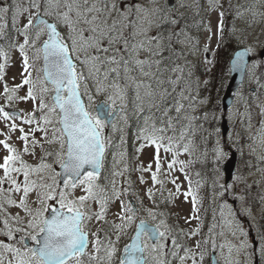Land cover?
I'll return each mask as SVG.
<instances>
[{"label": "snow or ice", "instance_id": "obj_1", "mask_svg": "<svg viewBox=\"0 0 264 264\" xmlns=\"http://www.w3.org/2000/svg\"><path fill=\"white\" fill-rule=\"evenodd\" d=\"M209 3L213 8L218 6L213 0H209ZM180 6L183 7L182 4ZM174 11L176 9L170 6L169 0H165L163 7L158 6V0H138L128 5L124 4L123 0L0 2V35H4L6 25L3 21L11 13L13 28L23 37L18 49L26 73L22 74L21 84L11 88L7 84L4 85V99L8 103L31 100L32 111L27 113L23 123L36 125L27 133L23 127L19 128L21 135L18 139L23 142L22 150L9 144L6 139L0 140V145L8 153L2 157L3 162L0 163L2 170L0 213H7L9 208L18 210L15 215H0L3 222L0 236L13 241L5 243L4 240H0V264H5V253L11 254L7 264H70L73 259L75 264H113L117 252L115 242L106 238L107 243L103 245L102 250L103 241L98 233L103 229L91 232V236L95 237L91 244L96 255H89L86 250L90 243V233L86 229L87 222L94 218L104 220L109 202L122 195L115 188V181H110L111 195L101 196L100 193L104 192V189L98 181L101 177L100 170L103 168L106 147L111 143L110 137L104 136V129L110 126L114 131L118 130L117 118L127 124L129 102L134 113H146L143 116V125L138 129L136 136L137 140L143 141L137 151H141L145 146L155 147L153 157L155 171H152L151 164L147 168L143 166L137 168L141 173L151 172L152 187L147 189L148 199L155 203L156 192L163 196L169 182L174 185L175 192L167 190L168 197L162 202L167 204L177 199L181 194L180 185L177 183L178 178L172 174L178 170L184 173L185 179L189 181L188 191L183 193L184 199L192 197V216L184 217L185 223H189L191 219L199 220L198 198L192 192V182L185 169L196 162L192 159L196 147L194 141L197 129L203 125L194 126L193 122L200 120L201 117L189 114L183 103L185 100L190 101L188 107H193L191 101L195 100V97L185 95V92L190 93V85H186L177 97H173L176 86L183 77L177 75L173 79L172 74L183 73L184 69L179 65L171 66L166 63L172 58L165 56L164 53L174 51L172 45L174 38L177 43H185L192 39L186 35L184 27L179 28V31L175 30L180 20L172 17L171 13ZM219 16L217 31L222 40L224 12H220ZM22 17L26 19V23L16 28ZM208 31L211 32L210 26ZM181 36L185 38L179 39ZM211 39L209 36V42ZM240 43L242 41L237 38V44ZM219 46L220 41L217 42V47ZM193 47L195 48V45ZM28 49H32L34 53L32 62L28 56ZM204 51H209L208 45H205ZM252 52L253 49L250 47L236 51L229 71H243L248 68L245 57ZM142 53L146 54L143 58ZM0 57L5 61L0 63L2 80L9 58L3 47H0ZM41 59L42 67L36 69L37 76L33 79L32 72L28 69L35 66V61ZM255 66L253 62L252 68ZM188 67V76L191 77L193 66ZM252 68H248V71L251 72ZM25 85L28 86L26 94L18 95ZM48 85H51V88ZM52 91L54 95L49 105L45 97ZM83 96L87 97L88 105L95 109L96 115L86 109ZM98 96H103L104 100L96 105L95 97ZM206 102L201 100L199 104L203 105ZM172 112H175V115H172ZM56 115L59 119L54 121L53 117ZM0 118L8 121L14 119L15 115L0 107ZM229 118L231 119V114ZM203 119L208 120V113L203 115ZM49 126L52 129L50 138ZM251 126L249 123L248 127ZM16 129L17 125L11 124L9 136ZM37 132H42L43 137L37 138L35 135ZM169 132L172 135H169ZM216 132L219 134V129ZM29 136L32 137L31 140ZM249 138L253 144L258 142L264 148V120L260 121L256 135ZM124 142L122 135L121 143ZM57 143L59 151L44 148V144ZM231 145V135L223 144L220 139L215 141L212 154L213 163L217 167L214 171H219L220 162L228 158ZM38 147L42 149L41 154L36 151ZM249 147L253 153L256 152V147L252 145ZM161 149L165 153L163 159L160 156ZM238 150L242 152V149ZM168 154H171L170 160ZM182 154H186L189 159L187 161L180 159ZM25 155L36 157V162L29 163L23 158ZM204 155L206 156V153ZM258 159L264 160V156ZM198 160L200 163L204 162L201 158ZM57 163L60 172L54 167ZM113 175H123V172L114 171ZM140 182L145 183L143 175ZM128 183L131 185V181ZM233 187L232 184H220L219 195L226 196ZM78 189L84 194L75 195ZM237 200L242 201L243 197H237ZM49 201H55L59 208H53ZM91 201L100 205L98 212L91 211ZM50 210V216L46 217L45 213ZM144 211L152 221L166 216V213L153 211L152 208H145ZM21 212L30 217L28 228L33 231L26 235L34 241L33 247L26 245L25 235H21L17 241L14 231L24 233L25 229L17 227L13 230L9 223L10 220L21 222ZM136 213L137 210L131 204L121 202L120 212L116 213L121 223L112 225L117 232L116 241L120 240L121 234H126L127 228L136 219ZM245 214L252 219L250 210L241 213ZM213 220H216L215 210ZM224 225L239 243L227 240L217 245L213 240V250L216 248L220 250L216 264H221V261L222 264H240L238 257L241 252L244 253L247 264H251L253 251L252 244L247 238L248 233L236 211L226 201L220 206V226ZM217 226L213 223L209 227L210 235ZM199 231V228L195 230L189 228L185 232L180 228L177 235H172L173 229L169 227L166 219H159L158 223L154 224L141 219L132 242L125 245V255L119 259V264H171V259H178L179 264H185L189 259L192 264H202L203 252L197 260L196 253L191 247L179 243L180 236L193 237ZM218 235L223 236L224 232L221 231ZM169 239L170 248L166 244ZM259 239V252L261 260L264 261V236H260ZM208 243L207 239L197 241L195 248L200 249L202 244ZM181 250L184 255L179 254ZM233 251L236 252L237 258L233 257Z\"/></svg>", "mask_w": 264, "mask_h": 264}, {"label": "rangeland", "instance_id": "obj_2", "mask_svg": "<svg viewBox=\"0 0 264 264\" xmlns=\"http://www.w3.org/2000/svg\"><path fill=\"white\" fill-rule=\"evenodd\" d=\"M2 3H11V0H0ZM138 2V0H123V3L133 4ZM213 3L218 5L213 8L209 0H174V8L176 9L177 14H183L190 10V20L193 19V22L189 23V27L191 28L190 32L186 33L187 36L191 37V41L185 43H177L178 47L182 49V57L186 60L197 62L199 65L208 66L211 63H207L206 61H213L216 57V53L218 50L217 42L221 41L227 47V42L233 43L235 46H247L253 49L252 54L256 57H259L261 49L264 43V0H213ZM165 4V0H158V6L163 7ZM183 5L181 7L180 5ZM201 7V8H199ZM224 12L223 18V39L221 40L220 34L217 31L219 22H220V12ZM11 15V13H10ZM173 17V13H171ZM230 19V20H229ZM6 27L4 29V35H0V47L6 45L3 49L8 53V60L4 69L3 79L0 80V107H4L5 111L8 112V109H19L21 111V115H15L14 119L4 121L0 118V140H7L9 144L12 146L21 149L23 147V142L18 139L21 133L19 131L20 127H23L25 132H29L31 128H34L36 125H27L23 123V120L27 113L32 111L33 102L31 100L28 101H13L12 103H8L4 99V85L7 84L9 88L14 87L15 85L21 84L24 73L23 69V58L20 55L18 44L23 42V37L19 36L18 33L13 28L12 18L5 19L3 21ZM26 23L25 18H20V20L16 24V28H20L23 24ZM211 27V32L208 31V27ZM176 29L179 30V25L176 26ZM175 29V30H176ZM211 36L212 39L209 42L208 37ZM3 37V38H1ZM7 37V39H6ZM46 38V37H44ZM185 37L181 36L179 39L183 40ZM237 38H239L242 43L237 44ZM43 39V38H42ZM5 40V41H4ZM14 42V43H12ZM12 44H16V47H11ZM195 45V48L193 47ZM205 45H208L209 51L205 52ZM31 54L29 57L30 62H32L33 58V50L29 49ZM29 50L28 56H29ZM146 54L142 53L141 58H143ZM256 66L252 68V64L250 68L252 71L248 73V80L245 88L241 90L234 100L232 107L227 111L226 117L228 118V133L227 136H223L221 133V128L219 129V135L217 139L221 140L223 144L229 135H231L232 139V149H242L240 153V158L238 161V170L234 177H238V179H233L229 184H232L234 187L229 190L227 194V198L222 201V197L219 193H214L211 201L219 202L220 206L226 201L228 205H230L237 213L238 218L242 221L245 231L248 233V240L252 244L253 255L251 258V264H264V261L261 260L259 248H260V239L259 237L263 235V232L260 229V226H264V199L261 205L254 207L249 204L247 201V195L245 193V185L246 184H255L258 188L263 191L264 196V160L258 159L260 156H264V148L260 146L257 142L253 144L250 140V136H255L257 130L260 127V121L264 120V114H262V110H264V59H257L254 61ZM0 63H5L4 58L0 57ZM35 66L28 69V71L32 72L33 79L37 76L36 69L42 67V61L37 60L34 62ZM42 75V74H41ZM261 86H260V85ZM27 85L18 92V95H25L27 91ZM252 87H255L256 90L254 92L250 91ZM257 89H259L257 91ZM83 92V89H81ZM53 92V91H52ZM52 92H49L45 100L49 105L52 103ZM251 92V93H250ZM131 95V93H130ZM87 104L88 110L96 115V111L93 107L88 105L87 97L84 96ZM104 100L103 96L95 97V104L99 101ZM193 107H190L191 114L196 115L200 114L199 104L197 102L192 104ZM206 106V104H205ZM131 109V113L128 114V121L125 125L122 120L117 118V129L113 130L110 126L104 129V136L110 137L111 143L107 145V155L105 158V162L103 165V171L101 173V177L98 181L101 188L104 189V192H101V196L111 195L112 184L110 181H115V188L119 190L122 195L118 199H114L109 202L107 206V212L105 214L104 220H96L95 218L92 221L87 222V231H89V246L87 248V253L89 255H96L91 241L95 239V237L91 236V232H95L98 229H103L98 233L99 238L103 241V245L107 243L106 238H110L113 242H115V246L117 249L116 257L114 258L113 264H119V259L121 257V253L123 251V247L129 243L131 237L133 236L134 229L136 223L139 219L143 220H151L148 217L147 213L144 211L145 208H152L153 211L156 212H164L166 213L165 217H158L156 221L153 223H158L159 219H166L169 227L173 229L172 235H177L178 229L182 228L187 232L189 228L195 230L198 228L197 220L191 219L189 223H185L184 217L192 216V197L189 196L187 200L184 199L183 193L188 191L189 181L185 179L184 173L180 171H175L172 175L177 177V183L180 185V195L175 199L172 203L165 204L162 202L166 200L168 197V191L171 190L175 192V187L170 182L166 185V191H164L163 196H161L160 192H156L155 194V203L152 200H149L147 197V189L152 187L151 184V172H143L137 171V168L143 166L147 168L149 164L152 165V171H155V163L153 160L155 154L154 146H145L141 151H137L140 148V145L143 141L137 140V132L140 127L143 125V116L144 113L141 114V117L138 114H135L133 111V107L131 102L128 104L127 112ZM12 114V113H10ZM231 114V119L229 118ZM39 115V113H37ZM123 115V114H121ZM223 114L220 116V123L222 121ZM59 119V116L56 115L53 117V120L56 121ZM136 122H140L138 125H135ZM15 123L17 125V129L12 131L9 136V129L11 124ZM133 123V124H132ZM249 123H251V128L248 127ZM58 126V125H57ZM122 129V131L120 130ZM51 126H49V138L51 136ZM37 138H42L43 133L37 132ZM124 136L125 142L121 143V136ZM32 137L29 136V140ZM132 147L131 149L126 147L127 144ZM256 147V152L253 153L251 151V147ZM44 148L49 151H59V144H44ZM228 151V149H225ZM38 154H41L42 149L39 147L36 149ZM123 153L121 156L120 154ZM8 153L0 145V163H2V157L7 155ZM231 154V151H230ZM229 154V156H230ZM160 156L163 159L165 153L163 149L160 150ZM228 156V158H229ZM29 163L36 162V157H32L29 155H25L23 157ZM220 162V166L222 168V164L228 159ZM168 159H171V154H168ZM180 159L185 160L186 154H182ZM57 172H60L59 164L54 165ZM164 167H167V164H164ZM125 168L127 169L125 171ZM123 172V175H113V172ZM0 175H2V170H0ZM143 175L145 183L141 184L140 177ZM128 181H131V185H129ZM218 181L220 184H225V175L223 171L218 173ZM159 185L156 186L158 188ZM127 189V191H125ZM155 191V188H154ZM84 193L79 189L75 193V195H83ZM130 197L135 201V204H132ZM237 197H243L242 201H238ZM123 202L124 204H131L133 207L136 206V219L133 224L127 228L126 234L120 235V240L116 241L117 232L112 228L113 224H119L121 221L117 217L116 213L120 212V204ZM53 208H55L57 204L55 201H49ZM91 211L98 212L100 210V205L95 202H90ZM251 211L252 219H249L248 216L241 215V213H246L247 211ZM15 208H9L7 213H0V215H15ZM48 213V212H47ZM47 213L45 216L47 217ZM178 213V216H177ZM225 213H227V209H225ZM21 222L17 223L15 220H10L9 223L13 230L17 227L25 229L24 233H18L14 231V235L16 240L18 241L21 235H25V243L30 242L28 247H33L34 241L30 239L26 234L32 232V229L28 228V217L25 213L21 212ZM231 219V217H228ZM152 221V220H151ZM217 227L213 234L209 235L207 233V240L209 243L207 245H203L200 249L195 248V243L197 241L202 242V238L200 232L193 237H189L188 235H183L179 237V243L184 244L188 247L192 248V251L196 253V258L199 260L200 253H204V259L202 264H209L207 257H210L212 252H215L217 256L220 255L219 248L213 250L212 241L218 244L224 243L227 240H231L233 243H239V241L232 237L231 232L229 231L226 225L220 226V210H219V220L217 223ZM3 228V222L0 220V229ZM163 231V229H161ZM221 231L224 232L223 236L218 235ZM205 235V236H206ZM205 239V238H204ZM0 240H4L5 243H13L5 236H0ZM167 246L171 247V240L166 241ZM19 247L20 245L17 244ZM167 250V249H166ZM103 254V251L100 253ZM180 255H184L181 250ZM224 255H227V248L224 249ZM233 257L237 258V254L233 251ZM5 264H7V260L11 259V254L5 253ZM87 259V257H85ZM171 259V257H168ZM238 259L240 260V264H247V259L243 252L239 254ZM210 261V260H209ZM211 262V261H210ZM70 264H75V259L70 261ZM171 264H179L178 259H171ZM185 264H192V261L189 259L185 262ZM222 264V261H221Z\"/></svg>", "mask_w": 264, "mask_h": 264}, {"label": "trees", "instance_id": "obj_3", "mask_svg": "<svg viewBox=\"0 0 264 264\" xmlns=\"http://www.w3.org/2000/svg\"><path fill=\"white\" fill-rule=\"evenodd\" d=\"M172 13L173 18H179L180 20L178 24L179 28L184 27L185 33L190 32L191 28L189 27V23L193 22L192 18L190 20V10L183 14H177L175 11ZM10 17L11 16L9 13L6 18L8 19ZM176 31L179 30L176 29ZM166 34L167 33H165V35ZM172 45L174 51L172 53H164L165 56H171L172 58L171 61H166V63H169L171 66L179 65L184 69L183 73L177 72L172 74L173 79H175L177 75H182L183 77L177 84L176 92L173 93V97H177L180 91L184 89L186 85H190V93L185 92V95L190 94L192 97H195V100L191 101L192 104L195 105L196 102L197 104H199V101L201 100L207 101L205 103L206 106L205 104H199L200 114L197 115L201 117V119L193 122L194 126L203 125L202 128L197 129L194 141L196 147L192 159L196 162L185 169V171L188 173L189 179L192 182V192L198 198L197 207L199 209V212L197 213V215L199 216V220H197V225L200 229L199 232L201 238L204 241L207 238L206 234L209 233V227H211L213 223L217 224L219 220L220 203L212 202L211 198L214 193H219L221 191V189L219 188L220 183L218 181V173L222 171V168L219 164V171H214V168L217 167V165H214L213 163L214 158L212 149L219 135L216 132V128L220 127V116L224 113L222 109V97L230 76L229 61L233 54V51L238 46H235L231 42H227L226 47L225 44L220 41V46L218 47L216 57L213 59L211 65L203 67L197 62L186 60L184 57H182V49L178 47L176 38L173 39ZM188 65L193 66L191 67V77L188 76ZM48 87L51 88L50 85H48ZM183 103L185 104L186 111L191 114V109L190 107H188L190 101L185 100L183 101ZM127 113L130 114L131 109L128 110ZM205 113H208L207 121L203 119V115ZM141 114L138 115L141 117ZM171 114L175 115V112H172ZM213 115L215 116V118H213ZM139 123L140 122H136L135 125H138ZM177 128H179V125L177 126ZM168 134L172 135L171 132H169ZM127 147L130 149L132 148L129 143L127 144ZM205 153L206 156L204 155ZM198 158L203 159L204 162L200 163ZM188 159L189 157L186 155L185 161H187ZM197 173H199V175H197ZM244 188L248 203L253 205L254 207L261 205L264 199L263 191L255 184H246ZM227 196L228 195L226 194V196L222 197V201H224ZM214 210L216 215L215 221L213 220ZM260 229L263 232L262 236H264V226H260ZM209 258L210 257H207L208 262Z\"/></svg>", "mask_w": 264, "mask_h": 264}, {"label": "water", "instance_id": "obj_4", "mask_svg": "<svg viewBox=\"0 0 264 264\" xmlns=\"http://www.w3.org/2000/svg\"><path fill=\"white\" fill-rule=\"evenodd\" d=\"M169 4H170L171 7H173L174 6V0H169ZM244 48H247V47H240L236 51H243ZM234 53H233V56H232V58L230 60V67H231V61L234 59ZM260 56L262 58H264V46H263V49L261 51V55ZM251 60H252V55L250 53L248 56L245 57V63L247 64V66L249 65ZM246 73H247V68H245L243 71H231L230 79H229V82H228V85L226 87L225 93L223 95V100H222L224 111H227L229 109V107L232 105L236 91L244 83V80H245V77H246ZM53 95H54V93H53ZM83 102L85 104L84 97H83ZM102 102L98 103L97 105L101 104ZM85 107H86V104H85ZM11 112L14 113V114H20L19 110H11ZM226 124H227V119H224L223 120V124H222V126L224 128V131H223L224 135H226L227 130H228ZM236 164H237V152H236V150H233L232 154H231V157L223 165V170H224V172L226 174V183H228V182H230L232 180L233 174L235 173V170H236ZM58 208H59V205H56L55 209H58ZM50 213H51V210L48 212L47 217L50 216ZM145 221L147 223H150L147 220H145ZM139 222H140V220L137 222V225L139 224ZM150 224H152V223H150ZM135 233H136V230L134 232V235H135ZM131 242H132V238H131L129 244ZM124 255H125V253L123 251L122 256H124ZM216 260H217L216 253L213 252V254H212V264H216Z\"/></svg>", "mask_w": 264, "mask_h": 264}, {"label": "flooded vegetation", "instance_id": "obj_5", "mask_svg": "<svg viewBox=\"0 0 264 264\" xmlns=\"http://www.w3.org/2000/svg\"><path fill=\"white\" fill-rule=\"evenodd\" d=\"M1 38H3V37H1ZM5 41V40H4ZM3 47H5V46H3Z\"/></svg>", "mask_w": 264, "mask_h": 264}]
</instances>
